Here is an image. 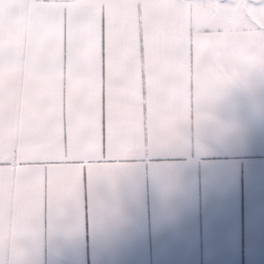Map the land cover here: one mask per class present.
I'll return each instance as SVG.
<instances>
[{
	"label": "snow or ice",
	"instance_id": "1",
	"mask_svg": "<svg viewBox=\"0 0 264 264\" xmlns=\"http://www.w3.org/2000/svg\"><path fill=\"white\" fill-rule=\"evenodd\" d=\"M253 71L264 0H0V204L164 158L154 139Z\"/></svg>",
	"mask_w": 264,
	"mask_h": 264
},
{
	"label": "crops",
	"instance_id": "2",
	"mask_svg": "<svg viewBox=\"0 0 264 264\" xmlns=\"http://www.w3.org/2000/svg\"><path fill=\"white\" fill-rule=\"evenodd\" d=\"M199 107L210 119L188 136L150 143L160 160L89 188L54 185L47 206L13 190L0 204V264H264V72Z\"/></svg>",
	"mask_w": 264,
	"mask_h": 264
}]
</instances>
